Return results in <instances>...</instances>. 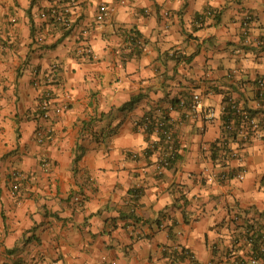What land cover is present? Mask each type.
I'll return each instance as SVG.
<instances>
[{
  "label": "crops",
  "instance_id": "crops-1",
  "mask_svg": "<svg viewBox=\"0 0 264 264\" xmlns=\"http://www.w3.org/2000/svg\"><path fill=\"white\" fill-rule=\"evenodd\" d=\"M52 2L0 0V264L248 257L249 234H264V0H74L67 31L40 19ZM46 91L64 109L36 120ZM193 95L196 112L172 108ZM225 97L258 126L245 141L223 135ZM146 114H166L180 143L160 175ZM210 170L244 178L207 182Z\"/></svg>",
  "mask_w": 264,
  "mask_h": 264
},
{
  "label": "built area",
  "instance_id": "built-area-1",
  "mask_svg": "<svg viewBox=\"0 0 264 264\" xmlns=\"http://www.w3.org/2000/svg\"><path fill=\"white\" fill-rule=\"evenodd\" d=\"M52 1L53 2L49 7L43 9L40 12V15H39L40 19L44 21H52L56 23L62 29V31L71 30L73 26V21L71 19L72 16H71L70 8H71V5L74 3V0H69L66 2H61V0H52ZM110 13L111 11L107 5H104V4L100 5L96 12V17H95L96 24L98 25L102 24L109 17ZM39 42H41L40 39H39ZM79 53L82 56H86L90 59L92 58V50L90 46L88 45V42L84 40L81 41V47H80ZM257 86H258L259 96L262 99H264L263 82L259 81L257 83ZM179 105H180L179 106L180 109L182 110H188L190 111V113L196 112L197 108L200 106V97L198 95H193L191 96V99L189 102L181 101ZM39 108H40L41 113L38 116H35V119L44 120V121L49 119L50 112L60 113L64 109V107L56 108L52 105V96L49 91H46L43 94V97L41 98L40 103H39ZM232 108L236 112H239L240 110V108L236 105H232ZM207 116L212 118L213 116L212 112H209ZM151 118L144 119L145 121L142 124L143 130L147 129V125L152 120ZM244 119H247V116L244 115ZM155 123L156 124L154 125L153 133L159 135V139L151 144V149H156L157 146H159L160 148L161 154L158 157V160L156 163L157 174L160 175L162 171L169 168L172 162L175 160L176 156L178 155V151L180 150L179 149L180 143H179V140L176 138L175 133L173 132L172 128H170L168 124L169 123L168 120L165 122L163 120L157 121V122L155 121ZM232 123L233 122H230L229 124H227L228 125L226 128L227 130L233 129ZM245 123H246V126H245ZM257 127L258 126L254 120L244 121L242 125L239 127V129L237 130L238 132L237 137L240 136V139L245 141L248 139L247 129H250V128L257 129ZM45 134L46 132L44 133V131L42 130H39V129L36 130L35 138L38 144L44 143L48 135V132L46 135ZM160 136L162 137V139L160 138ZM235 153L236 152L231 151V157H236ZM48 166H49L48 162L44 160V163L42 164L44 171L46 172L48 171ZM232 177L237 180H242L244 178V173L239 171L238 173L234 174ZM232 177L227 172L216 173L210 170L205 173V179L207 182H214V181L225 182V181H228ZM12 179L14 180V184L12 186L13 191H19L22 175L19 172H13ZM74 200L79 201V198L76 197L74 198ZM251 235L252 234H249V236L247 237L248 244H251V240L249 238L251 237ZM258 241H260L258 244V249H257L258 253L251 251V253L248 254L249 255L248 257L233 258L231 259V262L229 264H259L260 260L264 261V237H262ZM177 252H178V257L173 259L172 264H181L180 262H182V260H180V258L182 257H184L182 258L183 261H187V264H199L194 260L193 254L189 252L188 250L182 251V249H178Z\"/></svg>",
  "mask_w": 264,
  "mask_h": 264
},
{
  "label": "trees",
  "instance_id": "trees-1",
  "mask_svg": "<svg viewBox=\"0 0 264 264\" xmlns=\"http://www.w3.org/2000/svg\"><path fill=\"white\" fill-rule=\"evenodd\" d=\"M211 11L209 9H206L205 10V14H208L210 13ZM205 15H202V16H198L196 18V21L197 22H200L201 19H203ZM135 36H138L137 33H135ZM132 43L135 44V47L136 48H141V42L139 45H137V43L135 41H133ZM263 44V43H261ZM140 53V51L138 52ZM258 92V91H257ZM258 96H259V92H258ZM137 100V98H134L131 100L130 102V105H132L135 101ZM223 109H222V132H223V135L225 134V136H229V137H232V138H236L237 135H238V132L237 130L239 129V127L242 125V123L244 121H249V120H253L252 118V113L250 111H246V110H243V109H240L239 112H236L233 108H232V105H236L237 104L235 102H232L228 97H225L224 100H223ZM179 101H176L174 104H172V108H177L179 107ZM244 115L247 116V119H244ZM151 114H146L144 117H143V121H145L144 119L145 118H151ZM152 119V120H151ZM149 124L147 125V129H146V133L150 134L153 132L154 130V125L156 124L155 121H156V118H151ZM167 115L164 114L162 115V118L161 119H157L158 121H167ZM244 119V120H243ZM157 122V121H156ZM230 122H233L232 124V128L233 129H230V130H227V124H229ZM245 126H246V123H245ZM160 138L162 139V137L160 136ZM213 151H216L218 152V148L216 146H213ZM177 158V156H176ZM175 158V159H176ZM248 231V230H247ZM248 233V232H247ZM262 237H264V234H260L259 236H255V234H252L250 238L251 240V244H249L250 248L252 249L253 252L255 253H258V244L260 241H258L259 239H261ZM248 238V239H249ZM184 249H182L183 251ZM169 257H171L172 259H175L178 257V252L177 251H172L170 254H169ZM184 258V257H182ZM180 258V259H182Z\"/></svg>",
  "mask_w": 264,
  "mask_h": 264
}]
</instances>
